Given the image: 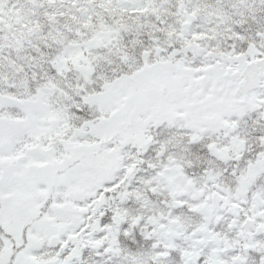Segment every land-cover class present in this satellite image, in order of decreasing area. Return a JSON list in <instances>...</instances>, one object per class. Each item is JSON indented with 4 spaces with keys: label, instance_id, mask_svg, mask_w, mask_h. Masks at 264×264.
<instances>
[{
    "label": "snow or ice",
    "instance_id": "6c2138e0",
    "mask_svg": "<svg viewBox=\"0 0 264 264\" xmlns=\"http://www.w3.org/2000/svg\"><path fill=\"white\" fill-rule=\"evenodd\" d=\"M0 264H264V0H0Z\"/></svg>",
    "mask_w": 264,
    "mask_h": 264
}]
</instances>
